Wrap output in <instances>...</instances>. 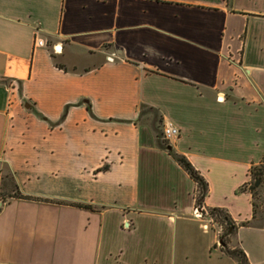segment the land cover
I'll list each match as a JSON object with an SVG mask.
<instances>
[{
  "label": "crops",
  "instance_id": "crops-1",
  "mask_svg": "<svg viewBox=\"0 0 264 264\" xmlns=\"http://www.w3.org/2000/svg\"><path fill=\"white\" fill-rule=\"evenodd\" d=\"M263 157L264 0H0V264H264Z\"/></svg>",
  "mask_w": 264,
  "mask_h": 264
},
{
  "label": "trees",
  "instance_id": "trees-1",
  "mask_svg": "<svg viewBox=\"0 0 264 264\" xmlns=\"http://www.w3.org/2000/svg\"><path fill=\"white\" fill-rule=\"evenodd\" d=\"M174 156L177 159V161L189 172L191 177L197 183V186L199 187L201 194L199 195V198H196V201L200 204L207 192V182L205 181L203 176H201L199 172L194 169V167L190 164V162L184 156L176 155V154H174ZM263 174H264V157L261 163H259V165H255V166L253 165L250 167L249 169L250 178L247 181V183H245V185L242 186V189H245V187H247V189L251 192L252 196H255V194L257 193L258 187L263 182ZM253 207L254 209L257 208L255 203H253ZM211 211L212 212L216 211L218 213L220 212L218 214L219 216L223 215L222 219L228 223L227 233L228 234L232 233L235 228V225L230 221L229 215L227 213H222L224 211L218 208H213L211 209ZM222 242L225 245L227 244V241H225L224 239H222ZM230 253L237 258L238 264H248L246 261V258L244 257V254L238 251L236 248L231 250Z\"/></svg>",
  "mask_w": 264,
  "mask_h": 264
},
{
  "label": "rangeland",
  "instance_id": "rangeland-1",
  "mask_svg": "<svg viewBox=\"0 0 264 264\" xmlns=\"http://www.w3.org/2000/svg\"><path fill=\"white\" fill-rule=\"evenodd\" d=\"M144 111L147 112L146 108ZM149 117L155 123V133L158 136L157 140H158L159 146H161L163 149H166V145H168L170 142H168L167 140H164L162 138L161 133H162V126H163V121H164L163 116L161 114H156L154 112H150ZM256 165H259V164H256ZM200 192L201 191H200L199 187L197 186V190L195 193L196 198H199V195L201 194ZM252 197H253V203H255L256 207H258L259 209H261V208L264 209V174H263L262 184L258 187L257 193L255 194V196H252ZM260 205H262V207H260ZM203 210L207 213V215L210 216V219H211L209 222L210 224H214L215 226L217 225V226L221 227L219 238L224 239L225 241L230 240L229 235L227 233L228 223L222 219L223 215L219 216L218 214L220 212L219 213L216 211L212 212L211 209H205L204 208ZM222 213H226V212L224 211ZM205 217H206V215H205Z\"/></svg>",
  "mask_w": 264,
  "mask_h": 264
},
{
  "label": "built area",
  "instance_id": "built-area-1",
  "mask_svg": "<svg viewBox=\"0 0 264 264\" xmlns=\"http://www.w3.org/2000/svg\"><path fill=\"white\" fill-rule=\"evenodd\" d=\"M45 42L42 38H38L36 40V44L37 45H43ZM57 46L58 45H54L53 46V50L55 52H57ZM162 138L164 140H167V141H170L172 139H175L178 135H179V128L169 119H164L163 121V126H162ZM204 208H202V205L199 204L198 202L196 203V206L194 208V215L196 217H199V218H202V219H206V218H209L208 220H204L205 222V225L204 227L205 228H208L211 224L209 223L210 222V216L207 215V213L203 210ZM206 215V217H205ZM208 216V217H207Z\"/></svg>",
  "mask_w": 264,
  "mask_h": 264
},
{
  "label": "water",
  "instance_id": "water-1",
  "mask_svg": "<svg viewBox=\"0 0 264 264\" xmlns=\"http://www.w3.org/2000/svg\"><path fill=\"white\" fill-rule=\"evenodd\" d=\"M168 149H171V146H170V145H168ZM219 241H220V243L224 244V243L222 242V239H221V238L219 239Z\"/></svg>",
  "mask_w": 264,
  "mask_h": 264
}]
</instances>
